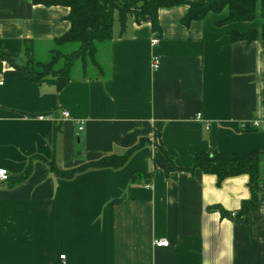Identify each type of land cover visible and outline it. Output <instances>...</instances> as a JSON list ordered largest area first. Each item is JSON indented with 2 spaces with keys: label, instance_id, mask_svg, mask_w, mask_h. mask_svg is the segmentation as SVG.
Returning a JSON list of instances; mask_svg holds the SVG:
<instances>
[{
  "label": "crops",
  "instance_id": "1",
  "mask_svg": "<svg viewBox=\"0 0 264 264\" xmlns=\"http://www.w3.org/2000/svg\"><path fill=\"white\" fill-rule=\"evenodd\" d=\"M187 11L160 9L158 31L129 17L121 32L115 22L112 39L97 45V66L76 60L60 90L54 77L33 82L0 60V168L9 178L0 181V264H264V181L256 209L242 213L248 176L218 183L199 169L171 170L210 150L264 155V40L230 41L264 19L218 25L224 9L186 26ZM68 15L0 0V49L17 56L29 40L45 60ZM140 143L120 168L72 178L50 168Z\"/></svg>",
  "mask_w": 264,
  "mask_h": 264
},
{
  "label": "trees",
  "instance_id": "2",
  "mask_svg": "<svg viewBox=\"0 0 264 264\" xmlns=\"http://www.w3.org/2000/svg\"><path fill=\"white\" fill-rule=\"evenodd\" d=\"M32 4L43 6H64L69 8L67 20L69 30L53 40L45 60L35 57L34 43L29 40L21 42L17 56H9L0 49V60L11 68L23 72L33 82H39L46 76L56 79V88L62 89L70 80L71 68L76 60L84 64L96 63L97 45L112 39L115 22L120 31L126 28L127 19L133 18L136 23L149 22L154 31H158V11L177 5H187L188 11L181 19L182 24L189 25L199 21L209 12L220 13L227 9V17L218 25L231 22H245L264 19V0H27ZM264 40V23L259 30L244 33L231 32L230 41ZM254 130L258 128H252ZM156 145L165 155L159 135H154ZM142 144L127 151L122 156L105 157L86 163L78 168L61 171L50 164L51 170L60 177L72 178L75 174L88 169L120 168L131 153ZM199 169L204 174L216 176L217 182L239 175L248 176V188L251 198L242 207V213L255 210L257 204V185L264 181V155L250 153H220L216 150L197 153L193 156V164L189 168L172 167L173 171L192 172ZM30 173V167L18 176L17 182L25 179ZM149 177V175H147ZM136 176L132 177L135 180ZM9 180V178H8Z\"/></svg>",
  "mask_w": 264,
  "mask_h": 264
},
{
  "label": "built area",
  "instance_id": "3",
  "mask_svg": "<svg viewBox=\"0 0 264 264\" xmlns=\"http://www.w3.org/2000/svg\"><path fill=\"white\" fill-rule=\"evenodd\" d=\"M152 66H153L154 69L157 68V62L155 60L152 62ZM1 84L2 83L0 82V85ZM62 117L63 118H67L68 117V112H63L62 113ZM198 117H199V115H198ZM39 118L42 119V117H39ZM252 127L257 128L258 127L257 122H253L252 123ZM79 130H81V127H79ZM7 180H8V172H7V170H5L3 168H0V181L1 182H5ZM153 245L155 247H167L169 245V242L166 241V240H154L153 241ZM60 258L64 259V255H61Z\"/></svg>",
  "mask_w": 264,
  "mask_h": 264
},
{
  "label": "rangeland",
  "instance_id": "4",
  "mask_svg": "<svg viewBox=\"0 0 264 264\" xmlns=\"http://www.w3.org/2000/svg\"><path fill=\"white\" fill-rule=\"evenodd\" d=\"M257 20H259V19H257ZM76 65H77V64H76ZM76 65H75V66H76Z\"/></svg>",
  "mask_w": 264,
  "mask_h": 264
}]
</instances>
